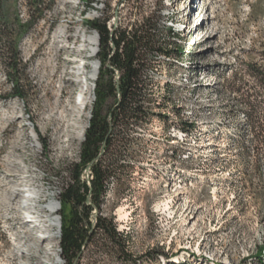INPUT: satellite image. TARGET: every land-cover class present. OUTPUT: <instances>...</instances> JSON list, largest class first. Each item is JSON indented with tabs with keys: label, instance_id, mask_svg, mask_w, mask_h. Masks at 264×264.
<instances>
[{
	"label": "rangeland",
	"instance_id": "rangeland-1",
	"mask_svg": "<svg viewBox=\"0 0 264 264\" xmlns=\"http://www.w3.org/2000/svg\"><path fill=\"white\" fill-rule=\"evenodd\" d=\"M33 1L11 0L6 10L14 28L23 26L12 39L26 99L12 97L0 61V264H64L58 198L79 161L100 67L99 35L86 21L109 17L120 31L156 14L161 36L171 24L186 27L161 41L182 54L148 60L140 96L148 115L115 125L102 157H115L117 170L89 217L91 224L98 215L113 218L128 258L90 247L79 264H264V252L260 261L256 255L264 244V165L258 170L254 155L237 147L242 116L221 86L264 48V0ZM88 36L96 37L94 49L83 44ZM94 65L96 79L86 85L82 77ZM36 226L52 239L42 242Z\"/></svg>",
	"mask_w": 264,
	"mask_h": 264
},
{
	"label": "trees",
	"instance_id": "trees-1",
	"mask_svg": "<svg viewBox=\"0 0 264 264\" xmlns=\"http://www.w3.org/2000/svg\"><path fill=\"white\" fill-rule=\"evenodd\" d=\"M41 2L42 0H35L32 4L38 6ZM10 4L11 0H0V61L7 67V78L12 84V97L25 100L22 59L16 42L12 39L14 30L17 28L20 33L23 26L14 28L11 23L6 11ZM109 21V17L86 21L87 28L99 35L97 60L100 67L91 117L78 153L79 161L68 167L69 178L63 184L58 198L62 211L59 247L64 264H79L90 247L99 250L100 255L112 253L119 260L128 258L126 241L117 231L112 217L98 215L94 225L89 220L91 211L99 209L98 200L105 191L108 180L113 179L117 170L115 157L104 161L102 156L112 143L116 124L130 125V121H136L138 117L146 118L148 115L142 112L140 106L144 87L142 74L148 60L158 56L182 54L179 48L161 43L180 34L169 27L166 36H161L157 29L162 22L159 14L140 15L135 18L129 30H111ZM115 72L119 75L117 80ZM222 79L223 90L234 94L242 116L236 127V145L254 155L256 168L260 170L264 165V48L260 50L257 58L249 62H239L238 69L228 79ZM112 96H117V100L105 111L106 101ZM87 166H90L93 175L90 185L81 180ZM263 252L264 244L256 252L259 261ZM149 255L150 253L146 254L147 259Z\"/></svg>",
	"mask_w": 264,
	"mask_h": 264
},
{
	"label": "bare ground",
	"instance_id": "bare-ground-1",
	"mask_svg": "<svg viewBox=\"0 0 264 264\" xmlns=\"http://www.w3.org/2000/svg\"><path fill=\"white\" fill-rule=\"evenodd\" d=\"M170 27V26H169ZM171 27H173V24H171ZM173 29V28H172ZM65 31L64 30H60V32L58 33V36H57V38L59 37V38H62V34L64 33ZM54 37H56V35L54 36ZM85 43H87L88 45H89V47H90V49H94L95 48V43H96V37L95 36H88L87 37V39L86 40H84L83 41V44H85ZM85 48V47H84ZM83 68L84 67H79L78 68V75L79 76H83V74L81 75V73H80V71H82L83 70ZM97 72H98V68H97V65H94L93 67H92V69L90 70V72L86 75V76H83L82 77V82H84L86 85H88V83H90V82H92V81H94L95 79H96V76H97ZM87 73V72H86ZM86 89H88V88H86ZM85 92V91H84ZM81 95H82V92H81ZM183 137V136H182ZM35 199V197H32L31 199H28V200H26V205H28L29 204V202L30 201H32V200H34ZM168 203L169 202H163L161 205H162V207H163V210H167V208H168ZM55 207H56V205H55V203H53V202H50L48 205H47V209H48V212L50 213V216H53L54 215V213H55V211H56V209H55ZM118 215H119V218L120 219H125L126 217H127V213H126V211H125V209L123 208V207H120L119 209H118ZM38 218V217H37ZM54 220L52 219V221L50 222V224H51V226H54ZM56 223V222H55ZM36 228L37 229H40V231H41V233L44 235V236H42V237H40L39 239L42 241V242H45V241H49V240H51L52 239V236H50L48 233H47V231H46V229L45 228H42V227H39V226H36ZM118 232H119V230H118ZM172 262H174V261H172Z\"/></svg>",
	"mask_w": 264,
	"mask_h": 264
},
{
	"label": "built area",
	"instance_id": "built-area-1",
	"mask_svg": "<svg viewBox=\"0 0 264 264\" xmlns=\"http://www.w3.org/2000/svg\"><path fill=\"white\" fill-rule=\"evenodd\" d=\"M84 174H85V176H86V179H83V180L86 181V183H87L88 185H90V181H91L92 178H93V175H92L91 170H90V169H89L88 171H85V170H84L82 175H84ZM95 221H96V219L94 220V222H93L92 225L95 224ZM189 253H195V252H191V251H189Z\"/></svg>",
	"mask_w": 264,
	"mask_h": 264
},
{
	"label": "water",
	"instance_id": "water-1",
	"mask_svg": "<svg viewBox=\"0 0 264 264\" xmlns=\"http://www.w3.org/2000/svg\"><path fill=\"white\" fill-rule=\"evenodd\" d=\"M90 169V166H87L86 168H85V171H88ZM88 204H89V201H88ZM76 262H74V264H75Z\"/></svg>",
	"mask_w": 264,
	"mask_h": 264
}]
</instances>
